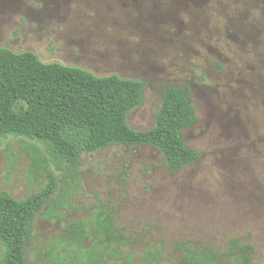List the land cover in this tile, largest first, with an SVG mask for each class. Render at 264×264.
I'll list each match as a JSON object with an SVG mask.
<instances>
[{"label":"rangeland","instance_id":"rangeland-1","mask_svg":"<svg viewBox=\"0 0 264 264\" xmlns=\"http://www.w3.org/2000/svg\"><path fill=\"white\" fill-rule=\"evenodd\" d=\"M1 47L141 81L135 131L154 125L166 87L189 88L197 116L182 139L200 157L174 173L147 146L83 153L64 219L35 218L28 261L100 200L132 251L161 245L170 258L177 241L225 251L238 238L264 264V0H0ZM44 184L19 139L3 140L0 191L23 199Z\"/></svg>","mask_w":264,"mask_h":264},{"label":"trees","instance_id":"trees-1","mask_svg":"<svg viewBox=\"0 0 264 264\" xmlns=\"http://www.w3.org/2000/svg\"><path fill=\"white\" fill-rule=\"evenodd\" d=\"M143 88L141 81L96 76L44 63L30 51L0 48V145L8 137L19 139L34 169L45 175L44 186L23 199L0 191V264H259L252 246L238 238L229 239L225 251L177 241L170 258L161 245L132 251L130 237L116 223L117 209L100 200L28 261L35 218L64 219L69 197L80 186L83 153L147 146L162 154L171 173L198 161L199 152L182 139V131L197 121L189 88H164L154 125L135 131L127 118L141 105Z\"/></svg>","mask_w":264,"mask_h":264}]
</instances>
